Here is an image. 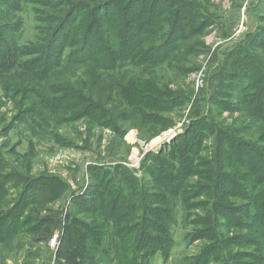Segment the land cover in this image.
Masks as SVG:
<instances>
[{
    "label": "trees",
    "instance_id": "obj_1",
    "mask_svg": "<svg viewBox=\"0 0 264 264\" xmlns=\"http://www.w3.org/2000/svg\"><path fill=\"white\" fill-rule=\"evenodd\" d=\"M22 3L46 8L39 19L45 27L37 43L21 46L9 39L19 25L0 23V92L8 97L14 85L36 96V114L73 111L77 118L111 127L116 134L125 122L141 129L151 122L165 124L168 121L161 113L181 100L161 89L155 79L145 80L129 70L158 68L169 59L177 60L180 47L215 25L206 19L195 24L198 11L204 9L191 0H0V7L19 11ZM260 26L212 54L206 87L197 102L208 112H200V119L192 121L173 143L189 138L198 128L216 135V154L206 163L208 172L198 171L203 164L197 158L201 146L196 141V146H190L187 141L169 154L163 149L146 155L142 169L146 170L147 163L150 169L143 178L121 164L100 167L104 168L99 175L103 182L93 195L90 226L72 217L63 219L59 213L39 219L40 210L33 207L28 217L44 225L42 240L62 235L56 264H151L159 253L168 258L175 245L173 228L180 208L190 216L203 211L191 222L195 229L186 240L206 245L190 257L189 264H264V146H260L264 144V42L260 43L264 29ZM107 87L108 96L102 94ZM225 92L232 99L233 95L242 97L237 111L257 129V141L233 137L230 129L209 118L211 105L218 98L228 99ZM174 126L151 129L149 137L152 140ZM237 153L241 161L234 162ZM8 164L0 150V197L9 190ZM234 164L240 167L229 175ZM197 177L209 187L189 186ZM51 180L59 183L58 177ZM226 183L236 188L234 196L227 197ZM203 195L208 202L191 204ZM49 196L48 202L59 198L51 196V191ZM227 198H233L232 202ZM0 218L1 243L17 218L5 222ZM241 248L246 250L237 251Z\"/></svg>",
    "mask_w": 264,
    "mask_h": 264
},
{
    "label": "rangeland",
    "instance_id": "obj_2",
    "mask_svg": "<svg viewBox=\"0 0 264 264\" xmlns=\"http://www.w3.org/2000/svg\"><path fill=\"white\" fill-rule=\"evenodd\" d=\"M191 1H196L204 9L200 13L198 11L196 25L202 19H206L207 23L215 22L208 30L210 33L206 31L202 36L192 37L176 52L177 60L170 62L169 59L162 67L129 70L145 80L155 79L166 93L181 97L177 104L173 102L169 106L171 109L161 113L163 120L168 121L161 126L151 122L146 127L141 126V129L133 123L125 122L120 125V133L116 134L111 127H102L89 119L77 118V113L73 111H57L56 115L47 112L36 114L39 112L33 108L36 96L23 89L18 90L14 85L10 87L8 97L0 92V150L9 163L5 172L9 190L5 196L0 197V217H3L4 222L17 218L12 220L13 227L8 230L7 238L0 243V264H56L55 256L62 235L56 234V244L52 240H42L45 235L44 225L39 220L28 217L30 210L33 207L36 211L40 210L39 214L35 212L39 219L59 213L63 219L72 217L75 221L92 225L91 205L95 201L93 195L101 181L103 182L99 175L103 174L105 167L121 164L143 178L147 169H150L148 163L146 170L142 169L146 155H156L163 149L169 154L171 149L180 148L187 141L190 146H196L193 143L196 141L201 146L197 158L203 162L198 171L202 174L208 172L210 165L206 163L216 154V135L209 136L201 131L202 128H198L194 129L189 138L173 143L185 133L192 121L200 119L197 117L200 112H208V108L202 110L197 102L201 99L200 92L206 87V74L211 68L212 54L218 47L223 49L232 44L233 39L239 40L247 30L254 31L260 25L264 29V0L262 5L259 0ZM245 3L247 10L241 9ZM18 10L9 11L0 7L1 24L10 23L15 27L19 25V30L11 33L9 39L21 46L37 43L45 27L39 19L45 16L46 8L37 3H22ZM190 11L196 13V10ZM164 28L167 31L166 25ZM263 42L264 37L260 40V43ZM208 49H211L209 54ZM68 53L70 51L66 55ZM75 81L81 80L74 79L73 82ZM109 89L107 87L102 94L107 93L108 96ZM225 93L228 99L218 98L216 101L220 100L222 105L218 102L211 105L209 118L221 124V128L230 129L233 137L247 143L257 141V129L250 125V120L243 118L244 114L237 111L236 107H242V97L233 95L232 99L230 93ZM56 107L55 105L54 108ZM173 124L174 127L160 133L158 137L152 140L149 137L152 135L149 134L151 129L160 131L162 126ZM196 135L198 136L195 137ZM260 146L263 147L264 144ZM239 157L238 153L235 154L232 161H241ZM238 167L239 164H234L227 173L231 175ZM52 176L58 177L59 183H54ZM203 185L209 187L206 180L197 177L191 180L189 186ZM225 187L228 190L227 197L234 196L232 193L236 188L228 183ZM50 191L51 196L59 197L57 201L48 202ZM231 199L227 198L228 202H232ZM206 202L208 197L205 195L191 200V204ZM191 215L180 208L173 228V250L168 258L162 253L157 254L151 264H189L190 257L196 256L206 245L201 241L190 244L186 240L187 235L195 229L191 222L196 220L195 216H202L203 211L199 210ZM81 228L85 229L83 226ZM242 250L246 249H237Z\"/></svg>",
    "mask_w": 264,
    "mask_h": 264
},
{
    "label": "built area",
    "instance_id": "obj_3",
    "mask_svg": "<svg viewBox=\"0 0 264 264\" xmlns=\"http://www.w3.org/2000/svg\"><path fill=\"white\" fill-rule=\"evenodd\" d=\"M56 238H57V235H55V236L53 237V239H52V243H53V244H56Z\"/></svg>",
    "mask_w": 264,
    "mask_h": 264
},
{
    "label": "crops",
    "instance_id": "obj_4",
    "mask_svg": "<svg viewBox=\"0 0 264 264\" xmlns=\"http://www.w3.org/2000/svg\"><path fill=\"white\" fill-rule=\"evenodd\" d=\"M242 8L245 9V10H247V5H246V3H245L244 6L241 7V9H242ZM247 31H250V30H247ZM247 31H245V33H246Z\"/></svg>",
    "mask_w": 264,
    "mask_h": 264
}]
</instances>
